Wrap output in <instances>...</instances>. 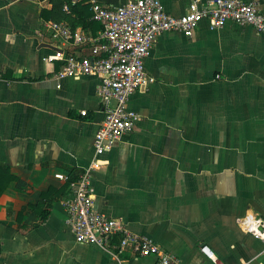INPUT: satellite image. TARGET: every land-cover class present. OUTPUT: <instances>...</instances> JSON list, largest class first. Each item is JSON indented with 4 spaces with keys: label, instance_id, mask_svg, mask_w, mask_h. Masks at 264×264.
Wrapping results in <instances>:
<instances>
[{
    "label": "crops",
    "instance_id": "1",
    "mask_svg": "<svg viewBox=\"0 0 264 264\" xmlns=\"http://www.w3.org/2000/svg\"><path fill=\"white\" fill-rule=\"evenodd\" d=\"M159 1L175 16L188 4ZM256 1L264 13V0ZM51 7L0 0V264H157L153 255L126 250L118 258L77 243L65 224L72 186L54 175L73 181L90 164L103 113L97 75H60L62 62L48 60L88 53L52 36ZM78 8L88 25L74 28L96 35L102 24L89 3ZM144 69L154 80L128 98L138 115L131 131L92 172L93 208L182 264H213L204 245L224 264H264V243L242 223L264 218L263 37L250 25L213 28L202 19L191 37L160 33Z\"/></svg>",
    "mask_w": 264,
    "mask_h": 264
},
{
    "label": "built area",
    "instance_id": "2",
    "mask_svg": "<svg viewBox=\"0 0 264 264\" xmlns=\"http://www.w3.org/2000/svg\"><path fill=\"white\" fill-rule=\"evenodd\" d=\"M82 1L85 0H67L63 10L69 12L71 6ZM86 1L90 5L91 19L102 24L96 35L82 28H72L66 21L46 24L52 36L81 49L88 48V53L81 56L54 52L48 60L62 62L60 75H97V95L103 113L93 137L94 156L71 181V195L62 201L65 224L75 242L93 244L113 252L118 258L130 250L140 256H155L157 264H182L175 253L128 229L120 218L109 217L93 208L92 172L98 156L130 132L138 117L128 108V98L141 84L154 80L145 72L144 59L160 33L175 31L191 37L199 21L206 19L213 28L227 21L250 25L264 40V13L256 0H188L186 11L178 16L166 12L159 0H130L114 7L103 6L97 0ZM81 114L85 115L86 111L82 110ZM54 176L61 180L69 178L63 173ZM242 223L247 232L264 243V218L246 215ZM114 240L117 241L115 245ZM200 251L213 264H224L206 245L201 246Z\"/></svg>",
    "mask_w": 264,
    "mask_h": 264
},
{
    "label": "trees",
    "instance_id": "3",
    "mask_svg": "<svg viewBox=\"0 0 264 264\" xmlns=\"http://www.w3.org/2000/svg\"><path fill=\"white\" fill-rule=\"evenodd\" d=\"M52 7L51 12L56 16H53L54 21L66 20L72 28L80 25L82 27H86L88 25V21L86 16L79 10L78 4L70 7L69 12H65L63 10V4L67 2V0H51ZM71 182L72 180L68 178Z\"/></svg>",
    "mask_w": 264,
    "mask_h": 264
}]
</instances>
